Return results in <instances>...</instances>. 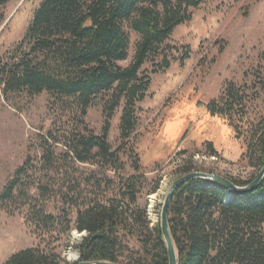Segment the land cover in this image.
<instances>
[{
  "label": "trees",
  "instance_id": "obj_1",
  "mask_svg": "<svg viewBox=\"0 0 264 264\" xmlns=\"http://www.w3.org/2000/svg\"><path fill=\"white\" fill-rule=\"evenodd\" d=\"M5 3L8 0H0ZM205 0H42L20 42L0 67V83L6 98L21 93L47 92L62 110L80 115L78 126L68 134V150L62 161L97 166L104 172L90 187L89 177L73 178L67 170L55 174L54 182L38 184L40 195L59 201L58 214L46 206L29 210L26 222L41 239L60 229L85 232L79 244V258L67 260L47 243L13 253L2 264H81L112 261L121 264H169L161 222L150 225L146 206L139 204L145 174L131 143L136 129V104L148 91L150 80L141 69L151 58L161 56L159 68H168L165 43L175 28L189 21L192 9ZM138 34L134 55L128 65L131 37ZM238 90L227 88L219 100L207 104L212 115L232 120ZM101 98L105 123L101 134L85 125L88 109ZM124 102L121 143L113 148L108 140L111 120ZM253 128L247 143L249 164L264 166V128ZM81 126V128H80ZM233 126L236 125L233 122ZM212 155L217 150L209 142ZM121 153L132 159L133 173L116 174L123 167ZM52 156V157H51ZM68 158V159H67ZM44 159L56 163L46 150ZM26 162L19 167L0 193V204L17 196L30 197L22 179L29 173ZM108 169L116 171L111 178ZM76 172L75 168H72ZM178 177L206 171L184 161L176 168ZM258 171V172H259ZM212 172V171H207ZM92 175V174H91ZM57 176V178H56ZM228 176L237 185H247L255 177ZM56 179V181H55ZM87 181V182H86ZM157 183L159 180H156ZM57 182H60L56 184ZM85 182V184H84ZM95 187V189H93ZM154 185L150 191L156 192ZM92 189V190H91ZM76 218H72V214ZM170 233L178 254V264H264V177L253 191L235 193L213 182L193 178L175 190L168 209ZM102 232L103 235L92 239ZM134 242L133 246L125 244Z\"/></svg>",
  "mask_w": 264,
  "mask_h": 264
},
{
  "label": "rangeland",
  "instance_id": "obj_2",
  "mask_svg": "<svg viewBox=\"0 0 264 264\" xmlns=\"http://www.w3.org/2000/svg\"><path fill=\"white\" fill-rule=\"evenodd\" d=\"M41 1H0V67L24 37ZM129 33V58L119 62L123 66L132 60L139 39L134 31ZM164 46L169 67L155 71L162 61L158 56L141 69L150 85L145 98L136 104L137 124L131 140L145 174L139 204L146 206L152 226L161 221L165 196L178 177L175 170L186 160L224 176L249 179L258 174L259 167L249 164L246 152L253 128L260 122L259 128H264V0H205L192 9L189 21L175 28ZM231 87L239 92L232 99V120L210 114L207 104L219 100ZM123 105L111 120L108 140L113 148L121 143ZM79 117L71 109L58 108L47 92L6 98L0 83V193L26 162L29 173L22 179V190L27 188L30 193L29 198L19 195L7 205L0 204V264L21 249L45 247L47 243L67 260L79 258L78 246L85 232L74 228L64 235L61 227L41 239L25 218L29 210L35 212L42 206L58 214L61 206L56 201L59 198L29 190L34 182H54L55 174L63 169L73 178L89 177L91 188L96 186L95 179L103 177L104 172L95 165L62 161L68 150V134L78 126ZM84 120L96 134L102 133L105 111L101 98L88 109ZM209 142L216 155L210 153ZM46 150L53 153L54 165L44 159ZM121 160L120 172L108 169L111 178L117 179L115 173H133L129 155L121 153ZM155 184L158 188L151 193ZM72 218H76L75 213ZM125 244L133 246L134 242Z\"/></svg>",
  "mask_w": 264,
  "mask_h": 264
},
{
  "label": "water",
  "instance_id": "obj_3",
  "mask_svg": "<svg viewBox=\"0 0 264 264\" xmlns=\"http://www.w3.org/2000/svg\"><path fill=\"white\" fill-rule=\"evenodd\" d=\"M263 177H264V166L260 169L257 176L247 185H237L224 175L213 172H206V171H193L174 180L168 193L165 196V200L161 210V221H160L163 239L166 243L169 264H178V254L170 233L169 219H168V209H169L170 201L178 186H180L181 184L185 183L190 179L199 178L223 186L229 189L231 192L243 193V192L253 191L254 189H256L259 186V183L263 179ZM102 235H103L102 232L97 233L92 237V239L96 237H100ZM77 259L78 258H76L75 260ZM81 264H121V263L112 262V261H94L88 263L82 262Z\"/></svg>",
  "mask_w": 264,
  "mask_h": 264
},
{
  "label": "bare ground",
  "instance_id": "obj_4",
  "mask_svg": "<svg viewBox=\"0 0 264 264\" xmlns=\"http://www.w3.org/2000/svg\"><path fill=\"white\" fill-rule=\"evenodd\" d=\"M152 226V225H151Z\"/></svg>",
  "mask_w": 264,
  "mask_h": 264
}]
</instances>
